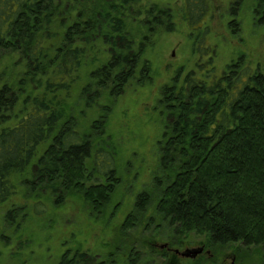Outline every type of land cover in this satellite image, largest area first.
<instances>
[{
	"label": "trees",
	"instance_id": "trees-1",
	"mask_svg": "<svg viewBox=\"0 0 264 264\" xmlns=\"http://www.w3.org/2000/svg\"><path fill=\"white\" fill-rule=\"evenodd\" d=\"M143 1L0 0V207L12 200L18 183L27 187L24 198L37 201L32 212L13 205L8 224L43 218L42 201L60 206L70 195L82 196L94 214L112 204L122 180L117 150L107 140L111 107L100 100L120 97L133 81L140 87L151 82L142 28H174L169 8ZM253 9L264 23V0H255ZM211 10L210 0H185L183 18L192 34ZM133 22L136 32L129 29ZM206 25L200 39L209 36ZM239 60L222 79L195 66L185 76L195 92L185 101L175 89L182 69L163 88L167 123L159 142L155 211L177 239L196 234L211 248L264 249V73ZM94 109L99 116L84 122ZM152 202L147 190L141 192L120 232L145 221L148 230ZM57 264L156 263L138 248L105 259L78 248L65 251Z\"/></svg>",
	"mask_w": 264,
	"mask_h": 264
},
{
	"label": "rangeland",
	"instance_id": "rangeland-1",
	"mask_svg": "<svg viewBox=\"0 0 264 264\" xmlns=\"http://www.w3.org/2000/svg\"><path fill=\"white\" fill-rule=\"evenodd\" d=\"M232 1L210 0L208 28L210 41L217 46V71L242 58L245 66L259 67L264 73V23H259L261 16L254 15L255 0H246L238 17L231 14ZM156 3L171 10L174 28L168 31L167 24L142 28L141 36L148 37L145 57L152 67V81L143 87L133 81L120 97L105 95L100 100L102 106L111 107L107 140L117 150L115 165L122 180L112 204L104 214H94L82 196L70 195L60 206L49 200L42 201L46 212L43 218L31 217L26 221L20 218L10 225L5 215L13 205H27L32 212L37 203L23 197L27 187L18 183L15 196L0 207V264H57L65 251L78 248L99 259H105L111 252L127 256L131 248H138L156 264H264L262 248L246 250L240 244L211 248L204 245V237L196 234L177 239L168 222L155 211L159 142L167 123L164 107L160 105L162 91L173 84L180 69L184 77L194 68L198 48L196 36L192 37L183 18L184 0H144L142 5L148 7ZM233 20L237 24L231 28L229 23ZM137 26L133 22L129 29L136 32ZM235 26L238 32L232 31ZM94 110L86 111L84 122L99 116V111ZM146 190L153 196V202L145 219L152 218L153 224L146 230L145 221L128 233L120 232L127 214L135 208L137 196ZM118 203L121 207L114 214ZM37 209L43 211L41 205H37ZM157 226L159 230H155ZM166 245L170 250L169 246L162 248ZM201 246L205 251L195 261L185 260L171 251ZM15 250H19V255Z\"/></svg>",
	"mask_w": 264,
	"mask_h": 264
},
{
	"label": "flooded vegetation",
	"instance_id": "flooded-vegetation-1",
	"mask_svg": "<svg viewBox=\"0 0 264 264\" xmlns=\"http://www.w3.org/2000/svg\"><path fill=\"white\" fill-rule=\"evenodd\" d=\"M245 1L246 0H233L232 1V4H231V14H232V16L238 17L241 14L242 5L244 4ZM184 3H185V0H184ZM253 12H255V9H253ZM257 13H259V12H255V14H257ZM207 22L208 21L205 20L204 21V24H199L198 26H195L194 27V33L192 34L193 35L192 37H195L196 36L195 37L196 44L198 43V48L195 50V54L197 55V61L195 62L194 67L195 66L196 67L200 66L199 68L201 70H203L202 75H206L207 77H210L211 75L214 76L217 79L218 78L222 79V78H225V77H230L233 72H229L228 71V68L229 67H232V66H238V65H240L241 64V63L239 64L240 60L237 61V62H235V63L229 62V63H227L225 65L224 69L220 70L219 72L217 71V68H216V60H215V58H216V56H215L216 52L213 55H211V54L209 55V53L207 51V46L204 47L203 44H208L210 46V48H215V49L217 48V46L212 45L209 36L207 38H202V39L199 38V35L201 36V35H203V34L206 33V26H207L206 23ZM234 23H236V21H234V20L231 21L229 23V26H231V28H233L232 25H234ZM236 29H237V27H236ZM232 31L233 32H237L238 29L237 30H232ZM194 44H195V40H194ZM201 50H203V52H201ZM213 69L216 70V72H214L215 74L211 73V71ZM255 69H259V67H256ZM181 76H180V78H178V81H177L178 82V86L175 89H176V93L178 95H181L182 100L185 101V98L189 94V92L190 91H194V90L193 89H190V87H188V84L185 83V76H187V75H185L184 77H181ZM204 245L206 246L207 243H205ZM168 246L169 245H167V247H165V248H168ZM200 248H203V252H202V254H203L204 251H205L204 246H201L199 248H186L184 251H180L178 249L171 250V251L175 255H177V256L185 259V260L195 261L202 254H199L197 257L193 258L192 257V253H189V252H192V251L197 250V249H200ZM168 250H170V246H169ZM208 254H209V252H208Z\"/></svg>",
	"mask_w": 264,
	"mask_h": 264
},
{
	"label": "water",
	"instance_id": "water-1",
	"mask_svg": "<svg viewBox=\"0 0 264 264\" xmlns=\"http://www.w3.org/2000/svg\"><path fill=\"white\" fill-rule=\"evenodd\" d=\"M165 247H167V245L164 246V247H162V248H165ZM202 252H203V248H200V249L194 250V251L189 252V253H192V257L195 258V257H197L199 254H202Z\"/></svg>",
	"mask_w": 264,
	"mask_h": 264
}]
</instances>
